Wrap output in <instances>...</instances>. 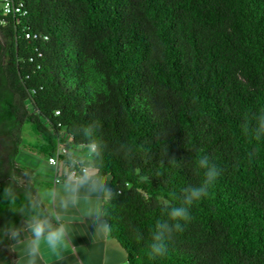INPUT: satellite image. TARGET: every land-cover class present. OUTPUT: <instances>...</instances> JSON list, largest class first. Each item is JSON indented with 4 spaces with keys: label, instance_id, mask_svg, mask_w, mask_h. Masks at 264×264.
<instances>
[{
    "label": "trees",
    "instance_id": "obj_1",
    "mask_svg": "<svg viewBox=\"0 0 264 264\" xmlns=\"http://www.w3.org/2000/svg\"><path fill=\"white\" fill-rule=\"evenodd\" d=\"M13 1L27 14L16 24L0 7V148L10 144L0 189L20 170L26 123L49 157L50 128L98 119L109 152L134 151L106 153L103 169L119 192L110 237L128 264H264V138L241 128L264 108V0ZM202 155L221 175L167 254L150 259L151 233L166 218L160 202L201 183ZM0 217L20 221L4 200Z\"/></svg>",
    "mask_w": 264,
    "mask_h": 264
},
{
    "label": "clouds",
    "instance_id": "obj_2",
    "mask_svg": "<svg viewBox=\"0 0 264 264\" xmlns=\"http://www.w3.org/2000/svg\"><path fill=\"white\" fill-rule=\"evenodd\" d=\"M252 121H255L254 127ZM241 128L256 141L264 138V108L258 114H245ZM100 129L102 124L98 119L69 129L73 140L70 143L65 140L56 157V179L52 187L43 191L36 188L35 172L25 170L22 176L13 171L7 185L0 189V200L7 201L11 211L20 216L19 223L0 224V244L6 243L11 252L18 253L14 264H45L46 255L54 258L55 264H64L69 255L75 257L76 264H84L73 243V225L77 222L91 226L92 231L83 234L90 237L93 249L111 236L109 208L119 192L110 186V177L103 170L105 155L110 153L128 159L134 151L122 143L109 152L108 145L98 136ZM77 137L82 138L77 140ZM254 154L249 153V157ZM168 163L176 165L175 156L169 157ZM40 168L48 171L53 166L44 161ZM193 171L197 175L203 172L199 185L182 188L180 194L174 196L177 203L167 199L160 202L161 215L166 218L158 220L151 233L147 245L150 259L167 254L168 241L191 221L190 209L208 196L222 170L209 156L202 155L195 161ZM132 232L136 240L144 239L139 229L132 228Z\"/></svg>",
    "mask_w": 264,
    "mask_h": 264
},
{
    "label": "crops",
    "instance_id": "obj_3",
    "mask_svg": "<svg viewBox=\"0 0 264 264\" xmlns=\"http://www.w3.org/2000/svg\"><path fill=\"white\" fill-rule=\"evenodd\" d=\"M53 184L51 180L46 187L50 188ZM86 231L91 232L92 229L83 221L73 225V243L78 247L80 258L84 261V264H128L125 251L115 239L109 237L93 249L94 245L90 237L83 234ZM17 258L18 253L12 252L11 264H14ZM45 264H55L54 258L46 255ZM64 264H76L75 257L69 255Z\"/></svg>",
    "mask_w": 264,
    "mask_h": 264
},
{
    "label": "rangeland",
    "instance_id": "obj_4",
    "mask_svg": "<svg viewBox=\"0 0 264 264\" xmlns=\"http://www.w3.org/2000/svg\"><path fill=\"white\" fill-rule=\"evenodd\" d=\"M21 145L18 148L14 162L17 168L20 170H12L18 176H22L23 171L32 170L36 174L35 187L43 191L47 188V183L53 180L54 170L53 168L48 171L41 170V163L47 161V154L44 151H40L39 145L41 143V138L38 136L32 125L26 123L22 128L21 134ZM9 149H4L3 157H7V152ZM1 151V150H0ZM6 171L8 170L7 164L5 165ZM24 169V170H23ZM12 258V252H10Z\"/></svg>",
    "mask_w": 264,
    "mask_h": 264
},
{
    "label": "built area",
    "instance_id": "obj_5",
    "mask_svg": "<svg viewBox=\"0 0 264 264\" xmlns=\"http://www.w3.org/2000/svg\"><path fill=\"white\" fill-rule=\"evenodd\" d=\"M0 7H1L3 14L11 15L16 24L19 23L20 19L27 14V10L24 8V5L22 2H15L13 0H0ZM26 36L28 37V35ZM55 114L58 115L59 111H55ZM57 128L58 130L54 128H50V130L56 136V145H55L53 155L47 157V163L53 166V170H54V166L57 164L56 157L62 151L63 142L66 140L70 143L73 140L72 135H70L69 132L65 128L61 127L60 124L57 125ZM55 179H56V172L54 170V175H53V180H52L53 183Z\"/></svg>",
    "mask_w": 264,
    "mask_h": 264
},
{
    "label": "flooded vegetation",
    "instance_id": "obj_6",
    "mask_svg": "<svg viewBox=\"0 0 264 264\" xmlns=\"http://www.w3.org/2000/svg\"><path fill=\"white\" fill-rule=\"evenodd\" d=\"M7 135H8V131H7ZM6 138H7V136H6ZM6 146L7 147L2 146L0 148V150L2 152H4L3 151L4 149H6V148L10 149L9 138H7V145ZM7 222H10V221L7 220L6 222H4L3 219L0 217V224L7 223ZM10 252L11 251L8 249L6 243L5 244H0V264H11L12 263Z\"/></svg>",
    "mask_w": 264,
    "mask_h": 264
}]
</instances>
